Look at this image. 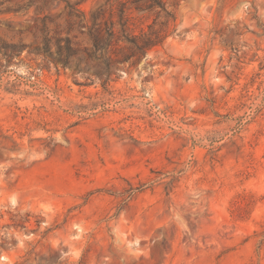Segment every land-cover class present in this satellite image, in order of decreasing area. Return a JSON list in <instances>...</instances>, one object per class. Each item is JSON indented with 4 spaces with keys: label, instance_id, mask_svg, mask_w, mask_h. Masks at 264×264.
I'll list each match as a JSON object with an SVG mask.
<instances>
[{
    "label": "rangeland",
    "instance_id": "374dc122",
    "mask_svg": "<svg viewBox=\"0 0 264 264\" xmlns=\"http://www.w3.org/2000/svg\"><path fill=\"white\" fill-rule=\"evenodd\" d=\"M118 1L0 0V264H264V0H166L111 73Z\"/></svg>",
    "mask_w": 264,
    "mask_h": 264
},
{
    "label": "trees",
    "instance_id": "16d2710c",
    "mask_svg": "<svg viewBox=\"0 0 264 264\" xmlns=\"http://www.w3.org/2000/svg\"><path fill=\"white\" fill-rule=\"evenodd\" d=\"M10 0H3L7 2ZM67 6L72 10L80 12L78 7L84 0L73 2L72 0H64ZM118 20L121 30L116 32L115 26L111 23V32L107 36H102L100 28L97 27L90 31V36L93 41L94 52L102 51L108 53V47L111 46V58L106 56L107 64L111 65V73L119 70L120 65L130 64L136 66L140 60L145 57L152 49L162 46L169 36L175 33L176 28V14L170 8L166 0H128L127 2L118 1ZM16 11H3V13H10ZM134 12L136 13H149L155 16L153 22L148 25L145 30L140 29L139 34H135V29L132 28L130 23L134 19ZM94 20H98L96 15L93 16ZM125 41L126 46L115 48L114 42ZM59 57L53 59L55 62L62 63L64 66L70 65V56L74 53L71 48H68V55L64 56L58 51ZM260 237L258 241L257 254L258 256L264 250V232L257 233ZM58 252L51 250L50 257L57 256ZM45 257L43 262L46 264H53L52 258ZM26 260L25 262H27ZM78 264H88V257L84 255Z\"/></svg>",
    "mask_w": 264,
    "mask_h": 264
}]
</instances>
